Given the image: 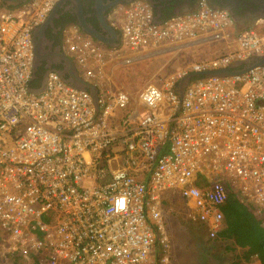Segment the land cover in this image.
<instances>
[{"label": "built area", "instance_id": "1", "mask_svg": "<svg viewBox=\"0 0 264 264\" xmlns=\"http://www.w3.org/2000/svg\"><path fill=\"white\" fill-rule=\"evenodd\" d=\"M59 1L0 3V264L7 255L6 264H168L166 198L173 191L213 239L232 191L264 221V65L197 77L183 96L184 76L154 82L135 106L116 76L117 67L187 40L229 34L231 14L203 4L156 22L148 0H133L108 14L116 46L69 24L64 52L98 87L97 111L92 93L58 69L43 91L32 87L34 32ZM259 57L264 19L212 66ZM150 86L163 94L154 106L141 99ZM120 151L125 160L104 179L98 171Z\"/></svg>", "mask_w": 264, "mask_h": 264}, {"label": "rangeland", "instance_id": "2", "mask_svg": "<svg viewBox=\"0 0 264 264\" xmlns=\"http://www.w3.org/2000/svg\"><path fill=\"white\" fill-rule=\"evenodd\" d=\"M216 58V57H215ZM214 58V59H215ZM236 59V58H234ZM233 59V60H234ZM190 63H185L184 67L171 71L169 65L160 63L158 70L163 69V76H149L143 72L144 67H141V63L135 67L124 68L119 66L116 69V75L120 78L119 84L124 89H129L130 104L136 102L139 99L141 92L154 82L163 83L166 79H180L186 74L207 68H213L212 61L209 63L195 62L190 60ZM138 64V63H137ZM151 65V64H150ZM162 67V68H161ZM117 71H120L119 75ZM148 71V70H147ZM117 77V80H118ZM165 82V81H164ZM119 168V164L113 161L110 165V169H104L99 172L100 176H106L110 181L112 174ZM182 198V197H181ZM180 198L178 193L168 194L166 198V217H167V229L171 239V247L168 254V264H228L233 261V252H226L223 247L218 243H215L214 239L207 236H200L197 234L190 218L184 201ZM208 234V232H207ZM199 237V239L197 238ZM208 240H213L212 244H208ZM5 247L9 243H2ZM206 245L207 247H204ZM2 249L0 248V251ZM9 255L5 256L2 261L6 264ZM1 260V259H0ZM9 263V262H8ZM249 264V262L247 263ZM250 264H262L260 259L254 258Z\"/></svg>", "mask_w": 264, "mask_h": 264}, {"label": "flooded vegetation", "instance_id": "3", "mask_svg": "<svg viewBox=\"0 0 264 264\" xmlns=\"http://www.w3.org/2000/svg\"><path fill=\"white\" fill-rule=\"evenodd\" d=\"M120 0H65L59 6L54 23L46 26L44 31V59L37 71V81H47L50 71L64 69L65 65L56 60L57 51L64 46V36L67 26L79 20L78 10L82 9L88 23L101 30L100 11L106 9V16L111 11L110 4ZM161 20L170 19L179 14L198 10L203 4L218 10L228 11L236 19L248 16L250 20L264 16V0H148ZM53 66V67H52Z\"/></svg>", "mask_w": 264, "mask_h": 264}, {"label": "water", "instance_id": "4", "mask_svg": "<svg viewBox=\"0 0 264 264\" xmlns=\"http://www.w3.org/2000/svg\"><path fill=\"white\" fill-rule=\"evenodd\" d=\"M27 1L29 0H0V3H3L7 7H16ZM64 1L65 0H60L56 4L48 20L43 25L35 29V32H34L35 67H34V78L33 79L37 78L38 68L41 64V60L44 59L43 57L44 55V50H43L44 49V42H43L44 31L48 24L54 23V18L56 16L55 13L57 12L59 6L63 4ZM78 1L80 2V0ZM132 1L133 0L114 1L110 4L109 7L112 8V7H115L123 3H130ZM105 12H106V9H102V11H100V17H101V22H102L101 30H98L93 25L88 23L87 19L85 18L83 14L82 9L78 10L79 20L75 21V23L79 24L87 33L96 37L100 41L110 44L112 46H116L119 40V33L108 21V18ZM159 21L160 20L157 17L156 22H159ZM56 53H57L56 60L65 65L64 69H58L60 74L65 78V80L68 83H70L74 87L82 89V90H89L94 97V103H95L96 109L97 111H99L100 102H99V95H98V87L84 80L80 76L74 62L69 56H67V54L63 51V49L60 48ZM262 65H264V57L252 58L249 60L239 61L237 65L207 68V69H202L198 71H193V72L186 74L183 78H181L179 85H178V91H179V94L183 96L187 86L196 77L240 75V74H245L246 72L250 71L252 68L262 66ZM46 83L47 81L43 83L40 91H43L46 88Z\"/></svg>", "mask_w": 264, "mask_h": 264}, {"label": "crops", "instance_id": "5", "mask_svg": "<svg viewBox=\"0 0 264 264\" xmlns=\"http://www.w3.org/2000/svg\"><path fill=\"white\" fill-rule=\"evenodd\" d=\"M216 10H218V9H216ZM157 17L160 20L159 22L164 21V20H161L158 15H155V19ZM261 19H264V16H262V17L260 16L254 20H250L248 18V16L237 17L235 19V24L232 27V30L229 34H226V35L221 36V37H217V36L211 35V34L210 35L205 34L204 36H201L199 38L187 40L178 47L169 48L167 50H161L158 53L151 54L147 58L139 59L138 61H135L132 64L126 63L122 66L125 69L128 67L133 68L135 66H138L139 63H141V65H142L141 67H144L143 72L146 73L147 75H149V76H154V75L163 76L164 70L163 69H160V70L157 69L159 67V65H161L160 63L165 62L164 66L169 65L172 72L177 70V69H181L182 67H184L185 63H190L189 62L190 60H194L195 62H201V63H209V62L213 61L215 57L221 56V55L228 53V52H233L236 49L237 38L239 37V35H241L247 29L255 27L257 24V21L261 20ZM72 23H75V22H72ZM259 31L262 32L263 30L260 28ZM63 51H64V46H63ZM239 61L240 60H238V59H234L232 65H237ZM117 73L119 75L120 71H117ZM118 81H120L119 77H118ZM125 90H126V92L129 93V91H127L129 89H125ZM136 101H139V99H136ZM131 105L135 106V103H133ZM140 107L141 106H139V108ZM116 150H120V149L116 148ZM88 154H90V152L87 153V155ZM117 155H118L117 157L112 159V162L113 161L117 162L119 164V168H120L122 161L125 160V155L123 154L122 151H120ZM94 156L96 157L97 155L94 154ZM103 169H105V167L100 169V171ZM100 171H98V172H100ZM113 174H112V176H113ZM106 178L107 177L104 176V179H106ZM175 192L178 193V191H173L171 194H173ZM180 198H181V196H180ZM208 236H209V234H208Z\"/></svg>", "mask_w": 264, "mask_h": 264}, {"label": "trees", "instance_id": "6", "mask_svg": "<svg viewBox=\"0 0 264 264\" xmlns=\"http://www.w3.org/2000/svg\"><path fill=\"white\" fill-rule=\"evenodd\" d=\"M58 69V68H57ZM43 83L36 79L33 88H41ZM225 224L218 237L214 238L226 252H233V261L228 264H247L254 259H260L264 264V221L257 215L244 199L236 192L230 193L229 199L223 207ZM44 221L49 222L48 214ZM194 231L200 236H207V227L190 220ZM199 239V237L197 236ZM213 240H208L212 244ZM204 247H207L204 245Z\"/></svg>", "mask_w": 264, "mask_h": 264}, {"label": "clouds", "instance_id": "7", "mask_svg": "<svg viewBox=\"0 0 264 264\" xmlns=\"http://www.w3.org/2000/svg\"><path fill=\"white\" fill-rule=\"evenodd\" d=\"M163 98L162 92L155 86H150L141 96L143 102H146L150 106L156 105ZM121 101L126 100V96L122 93L120 96Z\"/></svg>", "mask_w": 264, "mask_h": 264}]
</instances>
